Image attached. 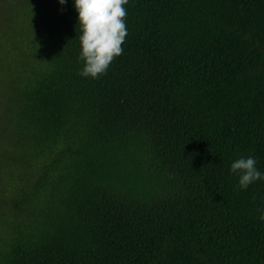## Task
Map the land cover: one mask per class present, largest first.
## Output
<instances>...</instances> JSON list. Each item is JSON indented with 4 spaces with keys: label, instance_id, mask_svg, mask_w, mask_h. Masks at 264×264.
<instances>
[{
    "label": "trees",
    "instance_id": "1",
    "mask_svg": "<svg viewBox=\"0 0 264 264\" xmlns=\"http://www.w3.org/2000/svg\"><path fill=\"white\" fill-rule=\"evenodd\" d=\"M25 1L0 0V264H264V180L230 172L264 171V0H129L99 78L72 0Z\"/></svg>",
    "mask_w": 264,
    "mask_h": 264
},
{
    "label": "clouds",
    "instance_id": "2",
    "mask_svg": "<svg viewBox=\"0 0 264 264\" xmlns=\"http://www.w3.org/2000/svg\"><path fill=\"white\" fill-rule=\"evenodd\" d=\"M80 26V58L84 61L80 75L99 78L112 61L120 56L128 35L127 8L129 0H72ZM61 5L66 0H59ZM254 155H241L230 165V172L238 177L237 187L247 189L264 180V171ZM264 220V216H261Z\"/></svg>",
    "mask_w": 264,
    "mask_h": 264
},
{
    "label": "rangeland",
    "instance_id": "3",
    "mask_svg": "<svg viewBox=\"0 0 264 264\" xmlns=\"http://www.w3.org/2000/svg\"><path fill=\"white\" fill-rule=\"evenodd\" d=\"M21 1H23L22 4H18V5L15 6L16 10H19L22 7V5L24 3H26L25 0H21ZM12 66H14V63H11V67ZM11 67H10V69H11ZM21 82H22V79H20V78H11V81L9 82V86L12 85L13 83L20 84ZM0 85H1V83H0ZM3 117H4V115L1 114V112H0V139L2 138L1 133L6 128V123H7L6 120ZM3 154H4V151L2 149H0V158L1 159L3 157ZM1 165L4 166V161H1ZM13 172H14V169L13 170H5L4 177H3V179L0 182V191L1 190L7 191L11 196L14 194V190L10 188L9 180H10V177L14 178ZM6 178H7L9 184H6V182H5ZM0 218H2V214L1 213H0ZM0 223H1V219H0Z\"/></svg>",
    "mask_w": 264,
    "mask_h": 264
}]
</instances>
